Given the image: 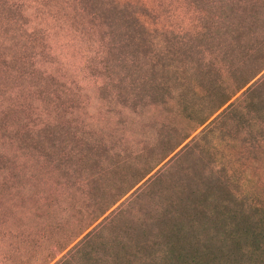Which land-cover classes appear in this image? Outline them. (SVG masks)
<instances>
[{
	"label": "rangeland",
	"instance_id": "rangeland-1",
	"mask_svg": "<svg viewBox=\"0 0 264 264\" xmlns=\"http://www.w3.org/2000/svg\"><path fill=\"white\" fill-rule=\"evenodd\" d=\"M0 264H264V0H0Z\"/></svg>",
	"mask_w": 264,
	"mask_h": 264
}]
</instances>
